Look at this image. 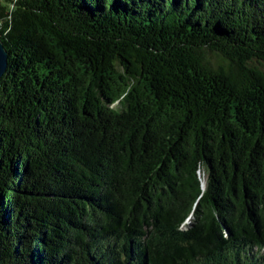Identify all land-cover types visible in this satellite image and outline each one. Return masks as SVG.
<instances>
[{
	"label": "trees",
	"instance_id": "16d2710c",
	"mask_svg": "<svg viewBox=\"0 0 264 264\" xmlns=\"http://www.w3.org/2000/svg\"><path fill=\"white\" fill-rule=\"evenodd\" d=\"M0 41V264H260L264 0H0Z\"/></svg>",
	"mask_w": 264,
	"mask_h": 264
},
{
	"label": "water",
	"instance_id": "95a60500",
	"mask_svg": "<svg viewBox=\"0 0 264 264\" xmlns=\"http://www.w3.org/2000/svg\"><path fill=\"white\" fill-rule=\"evenodd\" d=\"M8 52L4 48L2 42L0 41V79L2 78V75L5 71V67H7V58H8Z\"/></svg>",
	"mask_w": 264,
	"mask_h": 264
},
{
	"label": "rangeland",
	"instance_id": "374dc122",
	"mask_svg": "<svg viewBox=\"0 0 264 264\" xmlns=\"http://www.w3.org/2000/svg\"><path fill=\"white\" fill-rule=\"evenodd\" d=\"M201 178L203 179V181L206 179L205 175L204 174H201ZM260 264H264V259L261 260Z\"/></svg>",
	"mask_w": 264,
	"mask_h": 264
}]
</instances>
